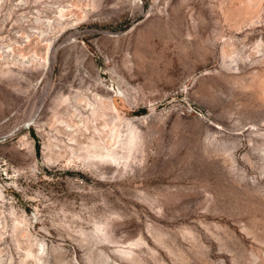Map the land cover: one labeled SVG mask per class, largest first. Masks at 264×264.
I'll return each instance as SVG.
<instances>
[{
  "label": "rangeland",
  "instance_id": "1",
  "mask_svg": "<svg viewBox=\"0 0 264 264\" xmlns=\"http://www.w3.org/2000/svg\"><path fill=\"white\" fill-rule=\"evenodd\" d=\"M0 190V264H264V0H0Z\"/></svg>",
  "mask_w": 264,
  "mask_h": 264
},
{
  "label": "bare ground",
  "instance_id": "2",
  "mask_svg": "<svg viewBox=\"0 0 264 264\" xmlns=\"http://www.w3.org/2000/svg\"><path fill=\"white\" fill-rule=\"evenodd\" d=\"M59 14H60L59 15L60 18L64 17V13L59 12ZM223 50H224L223 55H228V50L227 49H223ZM13 53H14V50H13ZM51 54H52L51 46L47 45L46 46V52L43 54L42 57H40V60L43 61L42 64L45 65V69L49 68L51 66V58H52ZM119 92H120V94H123L122 91L119 90ZM86 125L87 124L84 121H82V126H86ZM117 126H114L113 128H109L106 135H104L103 132H101V131L98 132V133L102 134L103 136L100 135L98 137V139H94V138L92 139V140H94V142H92L93 147L97 148V149L94 151H88L85 156H83L82 154H76L72 148L66 149L65 154L68 157L67 162L72 163V162H74L73 159H77V160L87 159L94 164L95 163H101L102 161H106L108 163H112L115 165L122 164L123 169L130 167L131 166L130 161L132 159L133 160L137 159L136 157L133 158V155H134L133 153L137 149L136 142L138 140V136L130 131L131 133L126 139L125 148H124L126 154L119 157L118 153L115 151L116 146L118 144V139L120 137L119 130H118ZM109 138H110V140L108 142H106L105 140H107ZM70 141L75 142L76 140L74 137H71ZM22 143H24V142H22ZM53 147L54 146H51V145L48 146V148L50 149L51 152H53ZM54 155H55L56 159L63 157L61 152H54ZM48 160H51V158H49ZM1 198H2V193L0 190V199ZM109 220H110L109 217H105L103 219H98V220L94 221L93 230L90 234L92 236V238L96 239L97 241H101V242L103 240H107V237L109 234L108 230H107ZM40 243H42V242H40ZM137 245H138L137 243H131L129 246L130 248H128V249L126 248L125 250L120 251L121 255L124 258H130L131 260L135 261L136 251L131 247H137ZM40 250H42V247H40Z\"/></svg>",
  "mask_w": 264,
  "mask_h": 264
}]
</instances>
